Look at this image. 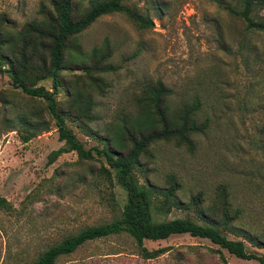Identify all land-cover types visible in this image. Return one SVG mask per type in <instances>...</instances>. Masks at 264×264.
<instances>
[{"label": "rangeland", "instance_id": "1", "mask_svg": "<svg viewBox=\"0 0 264 264\" xmlns=\"http://www.w3.org/2000/svg\"><path fill=\"white\" fill-rule=\"evenodd\" d=\"M87 1L74 0V8L83 11ZM38 4L0 0L4 49L10 34L37 17ZM122 4L153 26L137 29L123 14L112 13L96 19L75 39L83 53L107 42L113 71L102 75L105 87L93 96L94 119L85 126L66 120V126L84 148L99 146L105 131L135 113V98L145 84L159 82L168 90L170 110L196 102L195 118L206 126L192 135L190 148L157 142L139 158L154 187L170 186L169 176L178 186L174 200L179 208L153 213V218L199 222L191 199L209 219L215 217L220 213L218 189L224 187L234 216L230 224L239 232L234 236L226 231L225 236L241 240L247 251L264 259V249L248 241L264 237V32L246 30L225 10L236 8L235 0ZM258 16L264 20V11ZM68 72L78 74H63ZM39 85L50 88L48 81ZM61 146L43 102L12 89L7 75L0 73V196L18 210L11 215L0 211V264H30L39 252L79 229L109 222L124 204V191L104 179L102 168L107 166L102 159L79 161L68 152L47 164L48 154ZM138 169L134 171L140 176ZM143 246L166 251L142 259L131 239L120 234L86 242L54 264H257L186 234L145 240Z\"/></svg>", "mask_w": 264, "mask_h": 264}, {"label": "trees", "instance_id": "2", "mask_svg": "<svg viewBox=\"0 0 264 264\" xmlns=\"http://www.w3.org/2000/svg\"><path fill=\"white\" fill-rule=\"evenodd\" d=\"M235 1L236 8L227 7L225 10L236 16L246 30L264 32V20L258 16L264 11V0ZM38 5L37 17L10 34L5 49L0 41V73L7 75L12 89L30 99L42 101L45 113L53 121L57 140L62 146L48 154L47 164L68 152H73L79 161L95 157L102 159L107 166V169L102 168L104 179L108 185L115 183L124 191L125 201L118 215L109 222L79 229L39 252L30 264H54L58 257L73 253L86 242L120 234L131 239L142 259H153L166 251L164 248L148 251L143 241L186 234L206 239L235 258L264 264L262 255L247 251L241 240L225 236L226 231L234 236L239 232L230 224L234 216L230 214L228 193L224 187L218 189L220 213L215 217L209 219L198 209L199 203L191 199L199 222L191 218L161 221L153 218V213L166 214L171 208H179L180 204L174 200L178 186L169 176L166 181L170 186L165 189L154 187L144 176L139 158L157 142L173 141L190 148L192 135L203 132L206 126L195 118L199 107L196 102L170 110L166 99L168 90L159 82L145 84L135 98V113L105 131L99 137L100 145L90 148H84L65 124L69 120L77 126H85L94 119L91 113L93 96L105 87L102 75L113 71L108 64L111 52L107 42L83 53L75 39L96 19L112 13L123 14L137 29L152 28V21L134 8L124 6L122 0H88L87 7L81 12L74 8V0H39ZM2 24L0 21V30ZM63 71H78V74H63ZM42 81H48L50 88L39 85ZM60 94L61 100L57 98ZM136 168H139L140 176L136 175ZM0 211L9 215L18 213L1 196ZM263 238L256 235L248 241L255 248L264 249Z\"/></svg>", "mask_w": 264, "mask_h": 264}]
</instances>
